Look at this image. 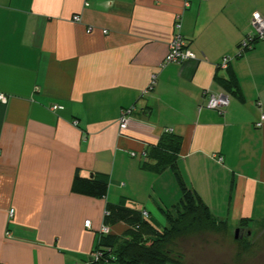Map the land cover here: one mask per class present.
Segmentation results:
<instances>
[{
	"label": "crops",
	"instance_id": "0c3cea01",
	"mask_svg": "<svg viewBox=\"0 0 264 264\" xmlns=\"http://www.w3.org/2000/svg\"><path fill=\"white\" fill-rule=\"evenodd\" d=\"M258 13L264 0H0V264H96L107 203L157 226L182 190L173 168L142 165L168 129L187 186L219 220L264 221V40L236 57ZM177 36L196 59L166 63ZM206 92L230 95L225 114ZM95 177L104 198L90 194Z\"/></svg>",
	"mask_w": 264,
	"mask_h": 264
},
{
	"label": "trees",
	"instance_id": "16d2710c",
	"mask_svg": "<svg viewBox=\"0 0 264 264\" xmlns=\"http://www.w3.org/2000/svg\"><path fill=\"white\" fill-rule=\"evenodd\" d=\"M227 84L228 87H236L233 81H228ZM181 144L182 137L166 131L156 145L149 147L142 165L143 169L156 174L164 172L168 167L175 172L182 197L173 208L164 210L168 225L155 226L150 221L149 213L148 218L144 216L146 211L107 203L106 211L109 215L104 218V225L111 227L118 222H124L128 229L122 236L111 233L100 235L95 252L100 251L102 256L96 264H194L186 260L182 253L176 252L175 246L193 233H218L228 230L229 223L219 220L201 196L187 186L178 166ZM90 182L93 185L90 194L104 198L107 181L95 177ZM252 223L259 222L242 218L238 225L239 232L247 231L246 226ZM250 232L247 231L246 234L249 237ZM246 235L238 239L242 245L240 255L248 253L252 247L250 241L245 240Z\"/></svg>",
	"mask_w": 264,
	"mask_h": 264
},
{
	"label": "rangeland",
	"instance_id": "374dc122",
	"mask_svg": "<svg viewBox=\"0 0 264 264\" xmlns=\"http://www.w3.org/2000/svg\"><path fill=\"white\" fill-rule=\"evenodd\" d=\"M154 215L157 226L167 225L166 218L157 211ZM238 225L229 224L227 231L218 233H193L183 238L175 251L194 264H264V222L246 226L247 231H251L250 237L247 231L239 232L237 237ZM245 235L252 247L248 253L240 255L242 245L238 239Z\"/></svg>",
	"mask_w": 264,
	"mask_h": 264
},
{
	"label": "built area",
	"instance_id": "2783aa9c",
	"mask_svg": "<svg viewBox=\"0 0 264 264\" xmlns=\"http://www.w3.org/2000/svg\"><path fill=\"white\" fill-rule=\"evenodd\" d=\"M199 1H207V0H199ZM81 17L80 16H75L74 21H80ZM181 17L178 16L176 19V24L175 28L176 30L181 29ZM252 25V31L248 33V35L240 42L239 47H238V53L236 57H241L242 55L245 54L246 51L252 49L256 43L259 41L264 40V15L258 13L255 14L253 17V20L251 22ZM197 56L196 54L191 51L187 44L185 43L184 40L181 39V37L177 36L172 43L170 44L169 47V53L166 58V63H183L187 60H194L196 59ZM232 57L228 56L225 57L224 60L221 62V64L218 65L219 68L227 69L230 61H232ZM156 75L152 76V84L150 89L153 88L155 82H156ZM207 96V101L205 104V107L217 111L220 114H225L227 109L230 107L231 104V97L229 94L225 92H218V93H213V92H206ZM6 100V96L0 94V102H4ZM63 107L59 105H53L52 110L53 111H58L62 110ZM132 110L130 111H122V116L120 118V128L122 130H125L130 122V114ZM79 123L77 121L74 122V126H78ZM264 125V113L261 116V120L256 123L257 128H261ZM167 132H172V130H166ZM222 161V159H221ZM10 215L13 217L14 211L12 210L10 212ZM109 215V212L105 211L104 213V218ZM144 216L146 218L149 217V214L147 212L144 213ZM86 228L91 229L92 227V222L90 220L85 222ZM111 229L110 227H107L103 225L100 229V235H107L110 234ZM102 254L100 251H96L94 253V258L96 261H98L101 258Z\"/></svg>",
	"mask_w": 264,
	"mask_h": 264
},
{
	"label": "water",
	"instance_id": "95a60500",
	"mask_svg": "<svg viewBox=\"0 0 264 264\" xmlns=\"http://www.w3.org/2000/svg\"><path fill=\"white\" fill-rule=\"evenodd\" d=\"M239 230L237 231V237H238Z\"/></svg>",
	"mask_w": 264,
	"mask_h": 264
}]
</instances>
